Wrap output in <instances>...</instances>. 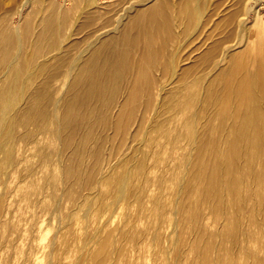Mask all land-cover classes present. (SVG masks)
Listing matches in <instances>:
<instances>
[{
	"label": "bare ground",
	"instance_id": "bare-ground-1",
	"mask_svg": "<svg viewBox=\"0 0 264 264\" xmlns=\"http://www.w3.org/2000/svg\"><path fill=\"white\" fill-rule=\"evenodd\" d=\"M105 1L25 0L28 9L39 6L43 16L35 26L26 21L19 31L12 21L17 8L0 12V183L8 177L6 168L17 162L13 155L17 143L43 146L39 144L43 135L45 147L54 146L53 140L59 145V172L45 173L44 185L52 186V197H57L54 194L64 181L79 183L82 190L95 180L107 186L114 176L116 205L129 195L130 174L123 171L122 161L117 163L121 171L97 168L103 144L111 139L112 150L127 146L128 141L138 146L147 141V130H159L167 137L165 144L185 140L188 149L183 179L174 188L181 198L172 203L174 227L165 235L169 247L163 246L162 253L175 247L171 234L178 226L192 223L196 236L187 243L195 255L192 264H233L232 257L227 261L219 257L225 241L240 240V215L246 212L248 200L254 202L252 219L247 222L259 224L255 234L264 238V17L259 16L264 0L244 3L242 14L230 12L235 0H152L144 8L135 6L133 15L131 5L122 10L112 30L95 35L77 56H70L75 44H63L62 37L75 35L77 19L88 15L85 7H89L87 12L100 13ZM75 20L74 33L67 32ZM229 24L242 33L233 44L225 45L230 41L224 39V34L229 36ZM203 71L206 74H199ZM60 77L65 88L55 98L50 85ZM59 89L56 86L55 92ZM170 97L181 115L172 130L160 131L175 118L161 121L156 115L165 110ZM183 128L190 130L186 133ZM139 134L142 140L137 142ZM67 151L70 154L63 163ZM47 154L42 157L44 165ZM91 155L89 168L84 160ZM143 167L141 163L140 172ZM173 169L164 172L159 185L168 178L177 179ZM66 190L70 195L71 189ZM100 191L90 188L87 195ZM2 202L0 191V213ZM156 217L159 224L160 213ZM215 226L208 235L206 229ZM255 234L244 239L256 240ZM215 236L219 242L213 241ZM109 246L108 239H99L92 254L95 264H103L110 256ZM254 259L264 263V255ZM172 260L168 257V264Z\"/></svg>",
	"mask_w": 264,
	"mask_h": 264
},
{
	"label": "rangeland",
	"instance_id": "rangeland-1",
	"mask_svg": "<svg viewBox=\"0 0 264 264\" xmlns=\"http://www.w3.org/2000/svg\"><path fill=\"white\" fill-rule=\"evenodd\" d=\"M248 1L235 0L229 8L230 12L236 11L242 14L243 4ZM146 2L145 0H107L101 6L100 13L90 10L87 12L89 7H85V14L88 15L82 16L80 20L77 19L79 21L77 32L74 33L73 27L76 20L71 21L69 26L72 27L66 30L68 32L71 29L75 35L70 39L62 37L63 44L69 41L75 44L69 55L77 56L86 41L92 40L99 33L112 30L123 9L134 6V9L130 11L133 15L137 5L142 4L141 7L144 8L151 4L152 0ZM71 4H73L72 1L68 3V5ZM262 4L260 17H264V1ZM16 8L17 13L12 21H15L13 28L18 31L28 20L35 26L43 16L39 6L34 5L28 9L25 0H0V12ZM227 29L229 36L224 34V39L229 38L230 41H227L225 45H231L235 42L233 40L235 37L236 39L241 37L242 30L234 29L233 24H229ZM86 55V52L83 53L76 64H80ZM72 72L74 73V70ZM213 73L210 72L209 75ZM199 74L206 73L203 71ZM61 79L62 77L54 79L50 85L55 98H58L65 88V82H61ZM58 85L60 89L55 92V87ZM169 99L165 110L156 114L157 119L162 121L172 116L175 118L171 124L168 122L160 131L172 130L177 118L181 115L171 105L175 99L173 97ZM189 130V128L182 129L186 133ZM147 131L148 134L145 136L147 141L142 145L137 146L134 142L130 144L128 141L127 146H115L116 148L112 150L110 139L102 146L97 168L103 171L106 166H109L112 172L121 171L118 166L120 164L117 163L122 161L123 171L127 170V174H130L126 185L129 195L124 202L116 205H113L117 187L114 176L107 186H99L98 180H95L82 190L79 183L64 181L60 184L61 190L54 194L57 197H52V186L44 185L45 173L47 170L51 172V175L59 172L56 161L58 143L53 140L54 146L45 147L44 143L47 140L43 135L39 136V144L43 146L18 142L17 148L13 150L17 162L6 168L9 171L8 177L0 183V191L3 193V211L0 213V264H95L97 261L92 254L99 246V239H108L110 243L108 251L111 254L103 264H168V257L173 259L172 264H192L195 255L187 247V243L196 236L192 223L178 226L177 232L171 234V237L175 239L171 246L174 244L175 247L173 246L174 248L172 247L173 249H170L167 254L162 253L163 246L169 247L168 242L165 241V235H169L174 227L172 203L181 198L180 195H176L174 188L175 183L183 179L181 174L184 171V155L188 151L185 140L179 144L167 145L165 144L167 137L161 135L159 130L153 133L150 130ZM106 133L111 132L106 131ZM136 140L137 142L142 140V134H139ZM150 140H152L151 143H149ZM94 142L95 139L90 143V149L94 147ZM129 147H132L130 151H128ZM177 147L181 149L178 150ZM44 153L49 154L47 165L42 162ZM66 154L63 163L67 161L69 151ZM126 157L130 158L127 163L123 162ZM156 158L161 160L156 162ZM141 163L144 167L140 172ZM84 164L91 168L92 155L91 158L85 156ZM190 166L191 162L188 167ZM172 167H174L172 172L175 170V174L178 173L177 179L168 178L159 185V178ZM142 171L144 176L141 178ZM95 187H99L102 194L87 195L88 189ZM41 188H43L42 192ZM66 188L71 189L70 195ZM253 202L248 200L246 212L240 215L242 222L240 240L235 242L229 240L225 241L224 246L222 244L223 250L219 257L221 260L227 261L232 257L233 264H257L254 257L264 255V238L261 239L258 234H255L260 225L255 227L247 222L252 219ZM57 204L60 206L56 207ZM157 205L159 208L156 207ZM158 213L161 215V221L156 224ZM255 218L259 217L256 215ZM215 229L216 226L207 228L206 233L212 234ZM250 234H255L253 236L256 240L244 239V236ZM154 236H158V240H153ZM212 238L215 242L220 241L217 236Z\"/></svg>",
	"mask_w": 264,
	"mask_h": 264
}]
</instances>
